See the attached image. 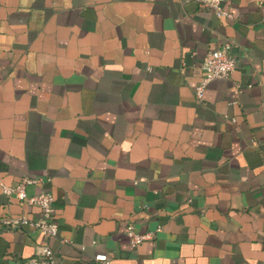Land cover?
Segmentation results:
<instances>
[{
	"label": "crops",
	"instance_id": "0c3cea01",
	"mask_svg": "<svg viewBox=\"0 0 264 264\" xmlns=\"http://www.w3.org/2000/svg\"><path fill=\"white\" fill-rule=\"evenodd\" d=\"M223 9L0 0V264L44 244L57 264H264V0ZM225 43L236 67L199 100ZM26 175L55 199L53 238L1 223L37 217L2 192Z\"/></svg>",
	"mask_w": 264,
	"mask_h": 264
},
{
	"label": "built area",
	"instance_id": "2783aa9c",
	"mask_svg": "<svg viewBox=\"0 0 264 264\" xmlns=\"http://www.w3.org/2000/svg\"><path fill=\"white\" fill-rule=\"evenodd\" d=\"M203 8L213 11L218 17L233 18L232 14L223 9L224 0H196ZM261 3L263 0H257ZM230 44L225 43L220 48L209 50L202 59L201 70L203 73L201 82L196 87V97L201 100L204 88L208 81L214 78H227L236 67V60L231 56ZM239 91V87L234 89V95ZM43 182L42 178L23 176L12 185L1 184L2 192L10 197H14L18 202L28 207L36 208L38 215L30 218L26 215L17 217H7L1 220L4 226L22 227L29 226L40 231L45 237L53 238L58 234V223L55 218V199L49 192L40 190L34 194H28L27 188ZM127 236L131 246H136L141 242L150 239L151 235L142 234L135 231L132 224L127 225ZM94 260L102 264H108V257L105 254H96ZM26 264H57L52 249L44 244L40 250L26 260Z\"/></svg>",
	"mask_w": 264,
	"mask_h": 264
}]
</instances>
